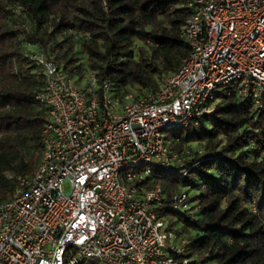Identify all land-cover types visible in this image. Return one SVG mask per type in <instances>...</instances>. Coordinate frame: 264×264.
<instances>
[{
    "label": "built area",
    "instance_id": "2783aa9c",
    "mask_svg": "<svg viewBox=\"0 0 264 264\" xmlns=\"http://www.w3.org/2000/svg\"><path fill=\"white\" fill-rule=\"evenodd\" d=\"M183 3L189 53L143 96L93 73L79 89L51 57L24 51L43 73L35 100L47 120L35 169L6 174L14 189L0 199V264H201L182 257L186 240L163 216L192 215L195 203L148 178L154 169L183 178L195 166L165 133L212 118L220 92L263 110L264 0Z\"/></svg>",
    "mask_w": 264,
    "mask_h": 264
},
{
    "label": "trees",
    "instance_id": "16d2710c",
    "mask_svg": "<svg viewBox=\"0 0 264 264\" xmlns=\"http://www.w3.org/2000/svg\"><path fill=\"white\" fill-rule=\"evenodd\" d=\"M188 16L183 0H0V199L14 189L8 172L28 175L37 166L47 120L35 100L43 73L24 51L39 49L76 84L93 73L97 84L139 97L180 69ZM262 105L256 112L224 90L212 118L169 132L189 151L187 167L195 166L183 178L154 169L147 186L185 191L195 203L192 215H163L186 240L183 258L264 264V98Z\"/></svg>",
    "mask_w": 264,
    "mask_h": 264
},
{
    "label": "rangeland",
    "instance_id": "374dc122",
    "mask_svg": "<svg viewBox=\"0 0 264 264\" xmlns=\"http://www.w3.org/2000/svg\"><path fill=\"white\" fill-rule=\"evenodd\" d=\"M77 87L79 88V89H83L84 87H85V82L84 81H82L81 83H79V84H77ZM221 90V88L220 89H218V91H220ZM191 131L193 132H199V129L198 128H196V127H193L192 129H191ZM174 133H175V131H173ZM172 132V133H173ZM169 133H165V135H168ZM182 138H185L186 136H187V133L186 132H183L182 134ZM193 148H196V145L194 144L193 146H192ZM168 225L170 226V221H168Z\"/></svg>",
    "mask_w": 264,
    "mask_h": 264
}]
</instances>
